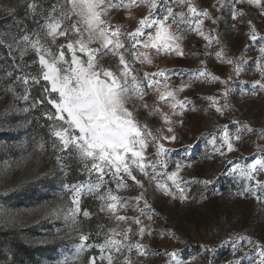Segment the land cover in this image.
I'll use <instances>...</instances> for the list:
<instances>
[{
    "label": "rangeland",
    "instance_id": "1",
    "mask_svg": "<svg viewBox=\"0 0 264 264\" xmlns=\"http://www.w3.org/2000/svg\"><path fill=\"white\" fill-rule=\"evenodd\" d=\"M32 2L37 4L35 15L27 8ZM62 3L63 0H0V6L17 5L14 17L6 15L0 8V264H89L90 258H96L95 264H108L106 259H99L98 245L104 244L112 235L109 231L112 228L118 232L131 228L129 239L124 240L120 235L114 238L125 245L139 242L146 253L139 255L135 247L131 251L124 247L120 253L112 250L116 264H125V258L128 264H169V254L173 252L182 264H236L237 261L239 264H259L260 253L264 251V170L253 173L252 180L229 173L235 164L246 166L264 156V90L255 84L258 80L264 82L258 69V65L264 67V54L260 52L264 47V0L260 6L249 4L247 0L243 3L193 0L199 11L207 10L211 16V19L195 18L203 20L201 31L204 35L189 30L187 24H181L179 28L172 25L170 31L181 36L179 44L183 55L177 56L174 52L156 55L153 49L149 52L153 58L151 65L139 61L133 63L140 77L145 72L164 70L167 73L168 89L164 87V77H156L160 82L159 90L148 89L144 100L149 107L171 116L177 139L161 140L169 151L163 157L166 165H156L158 175L155 180L150 183L149 177L138 171L135 173L143 189L125 177L127 188L117 190L116 182L106 176L107 183L99 193L83 194L75 225L69 215L74 207L72 189H66L65 185L89 181L95 184L97 175L89 177L75 152L62 149L58 139L51 134L52 121L45 113H55V109L45 99L44 88L48 82L38 76L40 65L36 53L29 50L21 56L20 52L25 34L31 36L39 31L44 37L41 25L46 23L50 13L59 17ZM157 5L152 18L162 20L169 6L174 13L183 11L185 18H189L187 6L176 0H157ZM234 12L243 15L234 17ZM147 15L149 6L144 3L130 10L110 11L112 24L122 25V31L126 33L133 32L140 19ZM168 23H172L171 18ZM191 28H195V23ZM149 34L154 35L155 28L145 29L141 44L136 46L139 51H145L142 43ZM253 34L255 41L251 38ZM47 39L50 44V38ZM123 40L126 48L134 43L126 35ZM60 43H66L63 37L58 38L57 44ZM51 47L58 52L56 46ZM65 52L70 60L71 53L66 49ZM218 52L222 53L219 58ZM126 59L132 61L133 57L126 53ZM226 59L233 63L222 62ZM102 62L116 70L119 58L106 56ZM237 64L241 69L239 75L235 72ZM201 71L219 79L211 81V76L199 77ZM31 76L38 79L28 78L25 83V78ZM41 81L46 83L38 96L31 88ZM181 85L187 86L176 92L175 100L185 102V108L181 113L177 106L176 114L172 115L171 104L175 101L171 98H166L167 103L159 101V95L179 89ZM9 88L15 89L20 97L27 91L29 99L13 97L7 91ZM36 101L43 103L32 107ZM217 107L222 113L216 111ZM25 108L29 110L23 111ZM136 115L153 131L160 128L164 136L173 135L159 114L150 116L140 106ZM33 116L41 117L40 130L29 129ZM225 126L233 144L232 151L221 139ZM236 135L240 139L237 140ZM213 136L215 145L209 142ZM155 152L151 146L146 150L150 157L146 163L160 159ZM178 163L182 166L177 174L179 189L168 178L177 171ZM147 170L150 174L153 172L151 167ZM206 180L211 183H202ZM156 181L166 183L175 197L165 196L158 190ZM109 189L126 205L119 214L139 217L140 224L131 219L117 222L110 218L107 210H100L102 201L97 197ZM181 189L187 197L183 202ZM142 191L144 199L137 202L135 198ZM145 199L150 207H145ZM84 211L89 212V217H84ZM141 226L145 227L143 236L138 231ZM81 235H87L88 239L82 242ZM18 243L28 247L29 255L21 248L14 249ZM81 243L93 247L79 251ZM108 254L106 249L104 255Z\"/></svg>",
    "mask_w": 264,
    "mask_h": 264
},
{
    "label": "snow or ice",
    "instance_id": "2",
    "mask_svg": "<svg viewBox=\"0 0 264 264\" xmlns=\"http://www.w3.org/2000/svg\"><path fill=\"white\" fill-rule=\"evenodd\" d=\"M23 2V0H21ZM182 6H187L189 18L186 19V14L181 11L174 13L172 8L167 7V15L164 18H152L153 11L158 7L157 0H117L113 3L112 0H63L59 6V17L49 14L46 23L41 25L44 31V37L40 32H34L32 35L25 34L21 43L24 47L20 49L21 56L29 50H33L38 56L40 73L38 76L48 82L45 86V99L48 104L52 105L55 113L46 112L45 116L52 121L50 132L58 139L59 145L64 150L74 151L78 160L84 164V170L88 172L89 177L93 174L97 175L96 183L91 181L78 185H65V188L72 189L73 205L69 215L72 218V223H77L76 217L80 213V197L83 194L99 193L101 188L107 183L106 176H110L117 184V190L127 188L125 177L131 178L137 185L143 189V184L137 179L135 173L138 171L145 177H149L150 183L155 180L156 165L165 164L163 159L168 151L165 149L161 140H176L174 135V121L168 113L162 112L155 107H149L144 97L147 95V90L157 88L159 81L156 77H164V87L168 89V75L164 70L156 73L145 72L143 77L136 74L137 70L133 67L135 61L141 64L151 65L153 58L149 55L151 50H155L156 55L171 54L174 52L177 56L183 55L179 41L181 36L178 32L170 31L172 25L177 28L181 24H187L189 30L196 31L200 35H204L201 31L203 20L195 19L203 17L211 19L207 10L199 11L193 3V0H176ZM238 3H243L245 0H237ZM144 3L149 6V15L140 19L138 26L133 32H123L122 25H113L111 22L110 11L112 9H131ZM249 4L261 5V0H247ZM6 15L14 17L17 5L7 4L0 6ZM27 8L33 15L37 13V4L35 2L28 3ZM56 7L53 8V13ZM129 15L131 13L129 12ZM243 15V13L234 12L233 16ZM177 17L179 19L177 20ZM171 18L172 23L168 21ZM195 23V28L191 25ZM215 23V20H213ZM250 23V22H249ZM155 28V34H149L147 40L143 41L142 46L145 51H139L137 44H141V38L145 34V29ZM255 33V28H252ZM127 36L129 41H134L130 47H125L123 36ZM35 37V39L32 38ZM59 37H63L66 43L57 44ZM47 38H50V44ZM209 39L208 36L204 37ZM252 40H256V35L251 36ZM51 46H56L58 52H54ZM71 53V59L66 56V52ZM260 52L264 54V47L260 48ZM81 53L82 55H78ZM126 53L133 57L132 61L126 59ZM219 58L222 53L218 52ZM118 57L119 62L116 70L111 66L106 67L102 62L104 57ZM227 63H233L232 60L226 59ZM122 66V67H120ZM261 71L262 79H264V67L258 65ZM241 69L237 64L235 72L239 75ZM211 76L210 73L201 71L199 77ZM198 77V78H199ZM28 78L37 80V76L25 78L27 83ZM218 77L211 76V81L218 80ZM261 90H264V82L256 81ZM187 85H181L179 89H171L165 92H160L159 101L167 103L166 98H171L174 103L171 104L173 110L172 115L176 114V108L179 106L181 113L185 108V102L175 100V94L178 91H183ZM17 99L27 101L29 95L27 91L20 97L15 92V89L7 90ZM55 94V95H54ZM255 95V91L252 93ZM227 95V92L225 93ZM212 99V98H209ZM139 102V103H138ZM43 101H36L32 107ZM215 101H213V105ZM143 106L148 115L155 116L159 114L168 126V132L173 133L171 136H164L162 129L157 128L155 131L147 123H141L137 118L139 107ZM25 108L23 111L27 112ZM7 111V110H6ZM217 112L222 113V109L217 107ZM182 123V121H180ZM252 131L251 128L248 129ZM239 132V129L237 130ZM264 135V134H262ZM240 139L239 135L235 137ZM223 144H226L229 151L233 150L230 135L227 131V126L224 128L223 136L221 137ZM216 143L215 136L209 141ZM156 149L155 155L160 158L155 163L148 164L145 161L150 159L146 155V150L149 147ZM190 147V146H189ZM223 147V145H221ZM221 152V155L224 153ZM231 163V162H230ZM91 164V167L88 165ZM151 167L153 172L150 174L148 168ZM182 166L177 164V171L172 172L168 178L173 181L176 188H180L177 183V174ZM264 170V156L255 159L253 163L246 166L235 164L229 174L238 173L241 177L248 180L254 179L253 173ZM158 190H161L165 196H173L175 194L170 191L166 183L156 181ZM204 184L211 181H202ZM259 184V182H258ZM102 201L100 210H107L111 214L110 218H114L117 222H127L131 219L134 223L140 224L139 217L129 218L125 215H120L121 208L126 205L121 203V197L112 194L109 191L97 197ZM137 202L144 199V192L135 198ZM181 202L187 197L181 189ZM145 207H150L145 199ZM143 215V210L141 209ZM84 217H89V212H83ZM149 219L152 217L149 216ZM112 235L105 239L104 244L98 245L101 255V261L107 260L108 264H116V257L111 254L112 250L120 253L124 247L131 251L135 247L139 255H145L144 246L137 242L135 245H125L122 240L115 239L117 235L123 236L124 240L129 239L128 233L131 228H126L122 231H117L116 228L109 230ZM139 235L143 236L145 227L139 228ZM81 241L88 239L87 235L80 236ZM93 245L81 243L79 251H84L86 248H91ZM109 251L107 256L104 255L105 250ZM209 250V249H206ZM171 260L169 264H182V261L177 258V253L169 254ZM261 261L259 264H264V251H261ZM96 258H90L89 264H95ZM66 264V262H61ZM125 264H128V259L125 258ZM239 264V261L236 262Z\"/></svg>",
    "mask_w": 264,
    "mask_h": 264
},
{
    "label": "trees",
    "instance_id": "3",
    "mask_svg": "<svg viewBox=\"0 0 264 264\" xmlns=\"http://www.w3.org/2000/svg\"><path fill=\"white\" fill-rule=\"evenodd\" d=\"M45 83L46 82H43V81L39 82L38 84H36L35 86H33L31 88V91L34 94H36V95L39 96V94L42 93V88H43V86H44ZM40 119H41V117H39V118L38 117H35V116L31 117V119L29 121V124H30V128L29 129H31V130H40V128H39L40 127V121H42ZM44 126H45V124H44ZM18 244L19 245H16L15 244V248L14 249L17 250V248H21L24 251V253H28V255H29V249H28V247L27 246H24L23 244H20V243H18Z\"/></svg>",
    "mask_w": 264,
    "mask_h": 264
}]
</instances>
